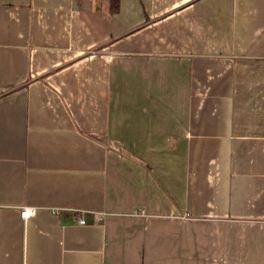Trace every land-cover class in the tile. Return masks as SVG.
I'll use <instances>...</instances> for the list:
<instances>
[{"label": "crops", "instance_id": "crops-1", "mask_svg": "<svg viewBox=\"0 0 264 264\" xmlns=\"http://www.w3.org/2000/svg\"><path fill=\"white\" fill-rule=\"evenodd\" d=\"M0 264H264V0H0Z\"/></svg>", "mask_w": 264, "mask_h": 264}, {"label": "built area", "instance_id": "built-area-1", "mask_svg": "<svg viewBox=\"0 0 264 264\" xmlns=\"http://www.w3.org/2000/svg\"><path fill=\"white\" fill-rule=\"evenodd\" d=\"M38 213V209L37 208H25L22 210L21 215L24 219H29L33 216H36ZM102 220L100 215L96 216V221H100ZM79 223L82 225H86L87 224V220L84 218H80L79 219Z\"/></svg>", "mask_w": 264, "mask_h": 264}, {"label": "trees", "instance_id": "trees-1", "mask_svg": "<svg viewBox=\"0 0 264 264\" xmlns=\"http://www.w3.org/2000/svg\"><path fill=\"white\" fill-rule=\"evenodd\" d=\"M116 2H112V13H117L119 10V7L117 4H115Z\"/></svg>", "mask_w": 264, "mask_h": 264}]
</instances>
